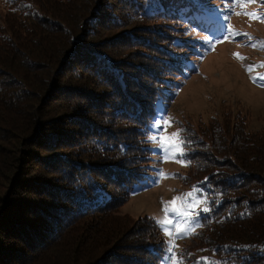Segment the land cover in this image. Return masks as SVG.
Wrapping results in <instances>:
<instances>
[{
  "label": "trees",
  "instance_id": "16d2710c",
  "mask_svg": "<svg viewBox=\"0 0 264 264\" xmlns=\"http://www.w3.org/2000/svg\"><path fill=\"white\" fill-rule=\"evenodd\" d=\"M13 1L0 10V264H159L155 222L120 205L147 175L156 92L183 63L172 21L201 27L200 6ZM226 113L180 128L187 176L209 195L192 245L219 264H264V126Z\"/></svg>",
  "mask_w": 264,
  "mask_h": 264
},
{
  "label": "rangeland",
  "instance_id": "374dc122",
  "mask_svg": "<svg viewBox=\"0 0 264 264\" xmlns=\"http://www.w3.org/2000/svg\"><path fill=\"white\" fill-rule=\"evenodd\" d=\"M3 1L0 0V10L5 6ZM33 1L38 2L37 0ZM194 1L200 6L199 17L202 26L197 27L183 17L172 21V26L175 28V31L171 33L174 36L173 40L183 43L181 48L184 50V56H178L183 63L179 71L172 75L171 79L167 78L166 84L161 85L157 92L155 91L154 109L152 117L147 123L145 134V142L150 148L147 175L138 177L140 182L132 183L127 199L120 205V210L128 216L133 218L148 216L153 219L164 240L163 249L169 237L157 223V220L164 216L162 210L164 205L161 201H171L173 197L191 191L193 186L200 189L196 195L200 199H206L207 204L200 205L196 209L199 215L192 220V224L200 226L195 228V234L202 226L205 212L200 209L208 207L209 195L201 184L202 178H198L197 175L191 178L187 176L189 165L183 166L171 159L165 162L162 150L150 137L161 133L170 135L184 124L196 127L198 124L205 123L211 115H216L215 118L218 120L221 117L219 115L223 112H227L226 116L230 119L231 116L242 118L245 126L249 129H258L264 126V87L260 86L259 81L253 83L250 78V75L264 74V68L258 67L251 74L246 71L247 65L264 62V48L251 47V43L256 40L264 41V22L250 20L244 15L231 14L230 22L234 29L251 34L254 38L253 41H249L243 36H237L234 39L217 43L213 49L209 46L210 43L221 38L224 32L226 22L223 20V15L227 13L226 4L229 3V0ZM15 2L16 0L12 3ZM153 7L154 5L148 4L145 9ZM245 10L264 15V3L262 0H256L255 3L248 5L247 9L235 8L236 12ZM150 22L146 29L147 33L154 38H159L156 30L163 28L162 22L158 19H150ZM172 46H177V44L172 43ZM164 48L168 49L167 46ZM178 50L180 49L178 48ZM237 52L246 59L236 58L233 53ZM170 93L172 97L169 96ZM162 109H166V114L174 117V121L170 122V126L158 129L154 124L155 120L164 115ZM71 128L73 127L66 125L64 133H69L68 130ZM74 128L81 129L80 127ZM161 169L164 173L169 174L168 178H158ZM55 198L59 199L57 196ZM169 219L173 220V225L170 226L173 230L177 221L182 222L180 217L171 212ZM192 238L193 235L175 241L177 245L175 251L178 255L184 254V264H191L192 256L207 257L205 252L198 251L192 245L195 243ZM188 253L191 255L188 256ZM165 254L163 251L159 264H162L161 257Z\"/></svg>",
  "mask_w": 264,
  "mask_h": 264
},
{
  "label": "snow or ice",
  "instance_id": "6c2138e0",
  "mask_svg": "<svg viewBox=\"0 0 264 264\" xmlns=\"http://www.w3.org/2000/svg\"><path fill=\"white\" fill-rule=\"evenodd\" d=\"M256 0H229V3L226 4L227 13L223 15V20L226 22L224 26V32L221 38H217L210 43L211 48H215L217 43H222L223 41L234 39L237 36L246 37L247 40L253 41V37L251 34L247 32H239L236 31L233 25L230 22L231 14L235 15H244L247 16L250 20H259L264 22V15H261L255 11H241L236 12L235 8L239 7L242 10L247 9L248 5L255 3ZM264 3V0H262ZM257 46L264 48V41L256 40L251 43V47L256 48ZM233 55L240 59L245 60L246 57L242 56L240 53H233ZM264 68V62H260L259 64H249L246 66V71L251 74L255 71L256 68ZM253 83L260 82V86L264 87V74L257 73L256 75H250ZM164 115H161L159 119L155 120L154 126L158 129L162 127L170 126V122L174 121V117L166 114V109H162ZM183 129H177L175 132H172L170 135H165L163 133L159 135H153L150 137L151 140L155 141L158 147L163 152V160L167 162L168 160H174L177 163L182 164L183 166H188L191 161L186 160V153L184 151V145L186 143H190V141H185V139L181 136ZM169 174L164 173L161 169L158 173V178H168ZM200 189L193 186L192 190L189 192L182 193L178 196L173 197L171 201H161L164 205L163 212L164 216L162 219L157 220V223L161 226L162 231L165 233L169 239L165 242L166 246L163 251L166 253L161 257L162 264H184V254H177L175 251L177 245L175 241L179 238L188 237L194 234L195 228L199 227V224L193 225L192 220L199 215V212L196 211L198 206L206 205V199H200L197 197V192ZM179 202V203H178ZM171 205V207H169ZM200 211L205 213L209 212L210 209L205 206ZM174 213L177 217L182 219L181 221H177L174 230L172 227L173 220L169 219V213ZM188 256L191 253L187 254ZM196 264H219L218 261L212 260L209 257H200L197 259Z\"/></svg>",
  "mask_w": 264,
  "mask_h": 264
}]
</instances>
